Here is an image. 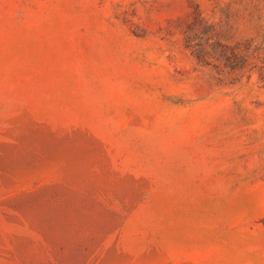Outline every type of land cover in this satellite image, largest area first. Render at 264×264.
Instances as JSON below:
<instances>
[{"label":"rangeland","instance_id":"374dc122","mask_svg":"<svg viewBox=\"0 0 264 264\" xmlns=\"http://www.w3.org/2000/svg\"><path fill=\"white\" fill-rule=\"evenodd\" d=\"M0 264H264V0H0Z\"/></svg>","mask_w":264,"mask_h":264}]
</instances>
